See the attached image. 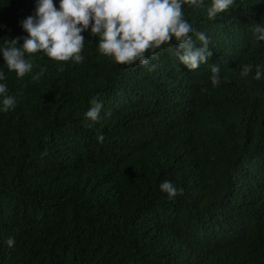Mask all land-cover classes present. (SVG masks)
<instances>
[{"label": "trees", "instance_id": "1", "mask_svg": "<svg viewBox=\"0 0 264 264\" xmlns=\"http://www.w3.org/2000/svg\"><path fill=\"white\" fill-rule=\"evenodd\" d=\"M209 3L183 6L212 50L193 71L174 44L154 71L116 64L89 32L82 64L36 53L17 78L0 59L17 97L0 113V264H264V79H252L264 41L251 31L264 0H236L213 21ZM34 6L0 0V44L27 35ZM94 97L102 119L86 127ZM164 180L183 195L170 201Z\"/></svg>", "mask_w": 264, "mask_h": 264}, {"label": "clouds", "instance_id": "2", "mask_svg": "<svg viewBox=\"0 0 264 264\" xmlns=\"http://www.w3.org/2000/svg\"><path fill=\"white\" fill-rule=\"evenodd\" d=\"M235 2L210 0L206 8L207 18L213 21L218 14L231 9ZM184 5L201 8L205 7V0H58V3L55 0H35L34 14L20 23L27 35L0 44V59L17 78L32 71V56L36 53L56 62L82 64L85 59L82 33L89 32L90 37H98L99 54L111 58L116 64H139L150 72L154 71L157 65L151 61L158 59L157 50L174 44L173 55L179 64L193 71L208 63L212 50L208 36L197 32L185 19ZM251 31L257 42L264 41V24L254 23ZM45 71L41 68L33 79H39ZM252 72L253 66L245 64L240 76L245 78ZM6 79L5 72L0 69V113L14 110L17 104V97L9 94L4 83ZM252 79H264V66H255ZM210 81L214 87L221 83L220 68L216 65L211 67ZM89 103L91 106L84 114L89 122L86 127H92L102 119L103 105L98 98H92ZM103 141L104 136L98 135L97 142ZM159 188L170 201L183 195V189L169 180H164ZM15 243L14 237L6 241L9 248Z\"/></svg>", "mask_w": 264, "mask_h": 264}]
</instances>
